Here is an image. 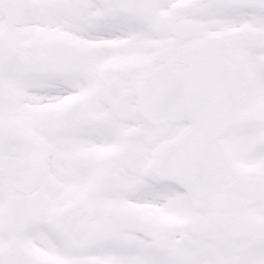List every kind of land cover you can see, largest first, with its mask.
<instances>
[{
  "label": "snow or ice",
  "instance_id": "1",
  "mask_svg": "<svg viewBox=\"0 0 264 264\" xmlns=\"http://www.w3.org/2000/svg\"><path fill=\"white\" fill-rule=\"evenodd\" d=\"M0 264H264V0H0Z\"/></svg>",
  "mask_w": 264,
  "mask_h": 264
}]
</instances>
